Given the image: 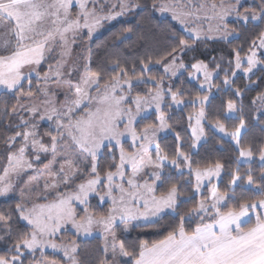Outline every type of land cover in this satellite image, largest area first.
I'll use <instances>...</instances> for the list:
<instances>
[{
	"label": "snow or ice",
	"instance_id": "1",
	"mask_svg": "<svg viewBox=\"0 0 264 264\" xmlns=\"http://www.w3.org/2000/svg\"><path fill=\"white\" fill-rule=\"evenodd\" d=\"M106 6L107 0H0V129L10 133L0 135V198L15 200L14 207L0 210V264H25L29 255L31 264H84L77 240L92 236L94 229L104 241L100 264H264V146L259 148V175L251 166L242 172L239 163L252 161L254 151L241 143L247 122L235 98L243 91L233 90L228 76L242 69L250 80L249 74L264 64V0H253L251 6L243 0H211L195 8L191 0L187 5L151 0L150 6L143 0H116L105 12ZM137 10L169 14L182 28L176 31L166 21L154 26L165 27L171 41L158 59L115 43L106 47L102 63H96L90 48L82 63L72 59L73 46L85 39V32L91 41L104 22ZM191 19L216 23L205 31L190 27ZM230 22L236 26L230 28ZM140 24L124 27L114 41L127 39ZM249 26L259 31L245 56L242 47L232 49L235 67L225 70L222 84L214 83L218 72H210L208 63L197 59L191 64L189 78L203 76L198 90L231 94L221 101L210 130L230 138L239 153L234 169L225 171L219 159L201 167L192 150L206 138L211 97L185 100L183 87L166 81L187 68L184 54L198 43L229 44ZM57 49L58 58L52 55ZM50 59L55 63L41 72ZM154 64L163 71L153 73ZM258 99L264 105V93ZM189 103L198 106L187 117L191 143L186 151L184 138L176 133L170 155L157 140L158 133L171 130L165 106ZM238 111V123L229 130L222 121L237 119ZM145 119L152 122L138 130ZM43 122L47 129L42 132ZM102 160H107L104 168ZM177 174L182 179H175ZM224 176L229 179L221 190ZM189 200H195L193 207L180 212ZM169 213L178 223L163 238L140 240L131 249L120 238L134 228L159 230ZM21 222L26 230L19 228ZM69 230L77 240L58 243ZM45 249L59 255L49 258Z\"/></svg>",
	"mask_w": 264,
	"mask_h": 264
},
{
	"label": "trees",
	"instance_id": "2",
	"mask_svg": "<svg viewBox=\"0 0 264 264\" xmlns=\"http://www.w3.org/2000/svg\"><path fill=\"white\" fill-rule=\"evenodd\" d=\"M198 3H210L211 0H196ZM195 7L199 5L196 4ZM144 3H147L149 6L151 5V0H143ZM218 2V0H217ZM253 0H248L244 2L245 6H251ZM137 20H141V24L136 28L134 33L128 34L127 39H123L114 41V36L119 34L124 27H128L136 24ZM160 21L171 22L176 31H182V29L169 18L160 17L157 12H152L151 15L147 11L137 10L134 14H129L124 16L120 20L113 21L110 24L104 25L101 31L93 37L91 41H88L85 34V39L78 42V46H74V52L76 57L80 58L82 54L86 57L88 55V49H91L93 54V58L96 63H102L105 57V49L107 46H111L115 43V45L119 46V49H126L127 45L135 46L136 50L139 53H147L153 56V59H158L161 55H163L164 50L168 48L171 44V41L168 39L169 33L167 32L165 27L155 28L154 26ZM233 23H229V27H235ZM259 31V29H254L249 26L248 29L244 30L239 38H233L231 43L226 44L223 41H203L196 45L195 51L188 52L184 54V62L187 64V68L183 69L181 75H179L175 79H170L166 81V83L174 82L177 86H182L184 89L183 99L191 100L195 98L197 95L207 94L201 90H198V83L193 82L189 78V73L192 72L191 64L195 63L196 60H202L205 63L209 64L208 70L213 73L218 72V76H216L214 83L222 84L225 70L229 68L235 67L234 64V53L232 52L233 48L242 47L241 56H245L248 52V45L251 39L255 38L253 33ZM114 47H109L108 51H115ZM196 59H193V57ZM216 57V60L212 58ZM81 59V58H80ZM229 60H232L233 63L229 65ZM220 63L221 67L219 69L216 68V64ZM46 65L44 64L41 68V72L45 71ZM264 64H261L257 70L254 72V75H250V80L246 78L244 75L237 74L235 76L232 75L231 71H228V76L230 79L234 81L232 84L233 90L236 88H240L243 91L242 97H236L237 107L243 108L242 115L247 122L246 130L243 131L242 141L241 143L244 145H251L254 151V160L249 165H240V170L243 172L251 166L254 173L259 175L262 165L257 163V158L259 157V148L264 146V115L261 113L264 112L263 107L258 103V97L264 93ZM163 69L158 65H153V73H160ZM34 83V82H33ZM140 90L142 92H146L147 89L141 85ZM231 94L227 92H218L216 88L212 89L211 96V104L208 106V119L205 123V133L206 140L203 142L197 150L194 152L193 160L196 161V164H199L203 167L208 162H215L219 159L225 165V171L234 169L237 167V157L239 155L238 150L235 145L225 138H221V136L215 134L210 130V125L217 118L214 115L216 112L220 110L221 101L223 100L226 103L227 99L230 98ZM256 100V103L253 104L252 101ZM3 107V99H0V108ZM198 110V106L194 109L189 103L187 106L183 105L180 109H168L165 106V111L169 114L170 119L168 123L171 125V130L168 131L166 135L160 137L158 142L161 145V148L169 153L170 155L174 152L175 149V135L179 133L185 140V150H188V144L191 143V136L188 128V115L190 113H194ZM152 114L148 115L151 116ZM241 113L238 111L236 113L237 119H225L222 122L226 123L229 130H232V126L238 123V119ZM154 119V116H152ZM152 121L149 119L142 120L138 123V130L143 128L145 124L151 123ZM47 124H42L41 131H46ZM10 133L3 132L0 129V135L7 136ZM125 146H128V142L125 143ZM0 153H3V144L0 142ZM46 162V161H45ZM107 160L101 161L102 168L106 167ZM193 165V167L196 166ZM184 176L187 177V172L184 171ZM24 180L28 179V176L23 178ZM175 179H182L178 174L175 176ZM229 177L224 176L223 182L220 184L221 190L224 189V186L227 184ZM21 183H23L21 181ZM162 190V189H161ZM160 192H157L159 195ZM245 196H250L251 193H244ZM197 199V198H196ZM195 203V200H189L186 204L181 205L179 209L180 212H185L188 209L192 208ZM91 204L95 206L97 204V198H93L91 200ZM15 200L5 202L3 199L0 200V210L6 211L10 206L14 207ZM107 205H104V209L106 210ZM97 212L100 209H96ZM175 214H169L168 217H165L164 220L161 221L159 230H143V229H132L127 233L119 234L120 238L124 239L126 245L131 249L134 244H138L140 240H146L148 242H152L157 239L163 238L164 235L167 234L168 231L172 229V227L176 226L178 223V217L175 220L170 219L171 216ZM194 226V224L192 225ZM19 228L26 230L23 222L19 224ZM73 240H77L71 233L64 234L59 238V241H63L69 243ZM80 245V258L84 261V264H100V262L104 259L103 255V242L99 238H92L87 240H77ZM45 256L49 258L54 257L55 255L44 253ZM37 261L43 259L41 253H35ZM32 257L31 255L25 260V264H31Z\"/></svg>",
	"mask_w": 264,
	"mask_h": 264
},
{
	"label": "rangeland",
	"instance_id": "3",
	"mask_svg": "<svg viewBox=\"0 0 264 264\" xmlns=\"http://www.w3.org/2000/svg\"><path fill=\"white\" fill-rule=\"evenodd\" d=\"M195 1L196 0H191V5H192V7L193 8H195ZM246 1H248V0H243V2H246ZM104 2V0H102V3ZM116 2V0H107V6L105 7V9H104V11L105 12H107V10H108V8H110L111 7V4L112 3H115ZM180 2L182 3V4H185V5H187L188 3H189V0H180ZM196 4L197 5H200V3H198L197 1H196ZM117 11L119 10L118 8L116 9ZM157 14L160 16V17H162V18H169L170 20H171V18H170V15L169 14H164V15H162L161 13H159L158 11H157ZM124 17V16H123ZM123 17H119L117 20H120V19H122ZM116 21V20H115ZM113 21H111V22H104L103 24H102V26L94 33V35H93V37L94 36H96L100 31H101V29H102V27L104 26V25H107V24H110V23H112ZM174 22V21H173ZM176 23V22H175ZM215 23H216V21H205V20H195V19H191L190 21H189V24H190V27H192V28H194V29H196V28H203L205 31H207V29H208V27L211 25V26H214L215 25ZM178 25V24H177ZM180 28H181V26L180 25H178ZM182 29V28H181ZM85 34H86V32H85ZM207 41H217V40H207ZM75 46V45H74ZM73 46V47H74ZM53 55V57H56V58H58V56H59V49H57V52H55V53H53L52 54ZM71 57H72V59L73 60H75V59H77V57H76V55H75V52L73 51L72 53H71ZM83 57H85L84 56V54H82L81 55V59H80V62L82 63L83 62ZM49 63H52V64H54L55 63V59H50L47 63H45V65L47 66L46 67V69H45V71L47 70V68H48V64ZM245 67L247 66L246 64L244 65ZM260 65H258L257 66V68L259 67ZM257 68L256 69H254L253 70V72H255L256 70H257ZM193 70V69H192ZM182 71H183V69H180L178 72H177V75L175 76V77H171V79H175V78H177L179 75H181V73H182ZM215 74V73H214ZM237 74H241V75H244V73H243V71H242V69H240V70H236V75ZM249 75H252V74H249ZM191 81H193V82H197L198 83V86H199V83L200 82H202V80H203V76L201 75L200 76V80L199 81H197V80H192V79H190ZM33 86L35 87V81H34V83H33ZM0 91H2V89H0ZM201 91H203V92H206L207 93V89L205 88L204 90H201ZM207 94H209V93H207ZM210 95V97L212 96V91H211V93L209 94ZM61 99H63V96H61ZM258 103L263 107V105L261 104V101L260 100H258ZM183 107V105H180V106H176V105H173V109H180V108H182ZM150 114H152L151 113V111L149 112V113H146L145 115L146 116H148V115H150ZM43 124H46V122H43ZM189 132H190V136H191V131H190V129H189ZM168 133V130H166V131H163V132H160V133H158L157 134V140L160 138V137H163L164 135H166ZM215 134H217V135H219V136H222V134H220V133H215ZM225 139H227V140H230V138H227V137H225ZM205 140H206V138L205 139H202L199 143H198V145H197V148L199 147V145H201L203 142H205ZM231 141V140H230ZM128 143H130V139L127 141ZM234 145H235V143L233 142V141H231ZM197 148L196 149H193L192 150V152L194 153L196 150H197ZM253 160H254V158H253ZM253 160L252 161H249V162H247V163H245V162H243V160H241V162L239 163L240 165H249V164H251L252 162H253ZM257 163L258 164H261V162H260V160H259V157L257 158ZM185 172H187V169H185L184 170ZM195 181H194V179H193V183H194ZM197 199H199L200 197H196ZM0 200H2V198H0ZM169 214H173V213H169ZM24 223V222H23ZM68 233H71L72 234V231L71 230H69V231H66V232H64V233H62L58 238H57V242L59 243L60 241H59V238L62 236V235H64V234H68ZM92 238H99V239H101L102 240V242L104 243V241H103V239H102V236H101V233H100V230L99 229H94V232H93V235L92 236H90V237H80L78 240H87V239H92ZM111 238H109V244H111ZM65 244H68V243H66V242H64ZM37 252H39V251H37ZM40 253V252H39ZM45 253H47V254H51V255H55V256H58L59 254H57V253H54V252H52V250L51 249H45Z\"/></svg>",
	"mask_w": 264,
	"mask_h": 264
}]
</instances>
